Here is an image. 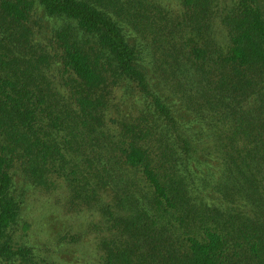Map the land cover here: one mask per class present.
Instances as JSON below:
<instances>
[{"label":"trees","instance_id":"obj_1","mask_svg":"<svg viewBox=\"0 0 264 264\" xmlns=\"http://www.w3.org/2000/svg\"><path fill=\"white\" fill-rule=\"evenodd\" d=\"M113 5L117 1L0 0V264H46L16 234L25 199L15 188L16 163L31 184L50 189L56 178L64 179L73 203L100 208L104 264H264L259 0H237L225 16L230 44L211 65L207 48L191 43L186 52L202 76L192 81L200 87L204 82L202 106L227 126V174L219 187L224 208L192 202L193 166L186 157L184 171L176 170L175 150L168 151L163 133L156 143L165 152L156 160L142 142L156 137L151 124L144 134L126 127L118 139L106 130L108 96L122 81L150 94L171 119L170 108L151 89L144 49L133 42L120 13L109 9ZM39 7L57 20L52 50L34 44ZM54 60L68 75V96L51 87L47 75ZM180 145L186 154L192 151L189 139Z\"/></svg>","mask_w":264,"mask_h":264},{"label":"rangeland","instance_id":"obj_2","mask_svg":"<svg viewBox=\"0 0 264 264\" xmlns=\"http://www.w3.org/2000/svg\"><path fill=\"white\" fill-rule=\"evenodd\" d=\"M115 1L117 7L113 5L109 9L120 13L133 42L144 49L151 89L168 105L171 119L152 104L150 94L143 93L135 84L122 81L108 96L106 130L118 139L120 131L126 127L137 128L144 134L151 124L156 137L142 142L150 146L153 157L158 160L161 151L165 152L164 146L156 143L164 137L162 142L168 143V151L175 150L177 159L170 158L175 160L176 170L179 167L184 171L182 160L186 157L193 166L192 202L204 205L202 208L226 207L219 187L227 174L223 147L227 126L214 109L202 106L204 82L200 87L192 81L193 75L199 79L202 76L196 71L197 66L188 60L186 52L191 43L207 48L206 59L211 65V61L228 49L230 34L224 18L237 0ZM259 2L264 12V0ZM195 13L201 17L197 18ZM34 20L39 23L35 28L40 29L34 44L52 50L57 20L48 17L41 7ZM60 66V62L54 60L47 76L53 90L56 85L60 93L68 96L70 89L64 85L68 75ZM209 92L207 89L206 93ZM182 138L191 141L189 154L180 145ZM11 172L15 188L25 192L22 219L16 234L31 246L40 260L46 264H104L100 242L105 234L101 225L105 216L99 207L73 203L69 183L64 179L56 178L54 186L45 189L31 184L18 163Z\"/></svg>","mask_w":264,"mask_h":264}]
</instances>
